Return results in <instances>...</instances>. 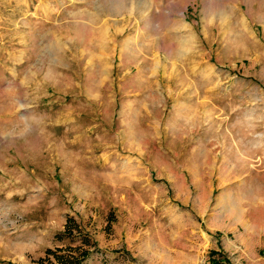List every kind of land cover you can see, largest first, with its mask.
<instances>
[{"label": "rangeland", "instance_id": "obj_1", "mask_svg": "<svg viewBox=\"0 0 264 264\" xmlns=\"http://www.w3.org/2000/svg\"><path fill=\"white\" fill-rule=\"evenodd\" d=\"M0 264H264V0H0Z\"/></svg>", "mask_w": 264, "mask_h": 264}]
</instances>
